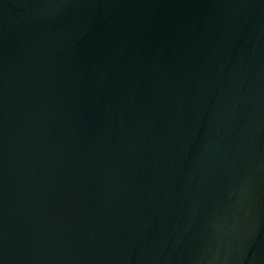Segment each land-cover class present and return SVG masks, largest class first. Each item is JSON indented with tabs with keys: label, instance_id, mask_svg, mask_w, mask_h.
I'll return each instance as SVG.
<instances>
[{
	"label": "water",
	"instance_id": "95a60500",
	"mask_svg": "<svg viewBox=\"0 0 264 264\" xmlns=\"http://www.w3.org/2000/svg\"><path fill=\"white\" fill-rule=\"evenodd\" d=\"M0 264H264V0H0Z\"/></svg>",
	"mask_w": 264,
	"mask_h": 264
}]
</instances>
